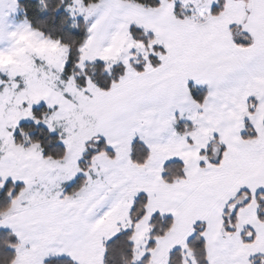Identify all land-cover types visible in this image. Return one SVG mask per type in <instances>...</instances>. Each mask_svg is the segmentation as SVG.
<instances>
[{"label": "snow or ice", "instance_id": "snow-or-ice-1", "mask_svg": "<svg viewBox=\"0 0 264 264\" xmlns=\"http://www.w3.org/2000/svg\"><path fill=\"white\" fill-rule=\"evenodd\" d=\"M16 12L0 264H264V0H0Z\"/></svg>", "mask_w": 264, "mask_h": 264}, {"label": "rangeland", "instance_id": "rangeland-1", "mask_svg": "<svg viewBox=\"0 0 264 264\" xmlns=\"http://www.w3.org/2000/svg\"><path fill=\"white\" fill-rule=\"evenodd\" d=\"M21 12L9 13L7 16L0 17V27H3L5 31H14L21 24L22 19L20 18ZM12 46V42L7 40L6 38L0 40V49L2 48H10ZM15 59V53H5L3 57H0V62L10 63Z\"/></svg>", "mask_w": 264, "mask_h": 264}, {"label": "trees", "instance_id": "trees-1", "mask_svg": "<svg viewBox=\"0 0 264 264\" xmlns=\"http://www.w3.org/2000/svg\"><path fill=\"white\" fill-rule=\"evenodd\" d=\"M23 2V0H21ZM51 4V0H37V7L39 8H45V6H48ZM28 19L32 22L33 26H38L37 22L38 20L42 19V16H40L35 9H32L27 12ZM20 18L24 17V13L21 12ZM82 23V21H81ZM127 257H121L120 264H125Z\"/></svg>", "mask_w": 264, "mask_h": 264}]
</instances>
